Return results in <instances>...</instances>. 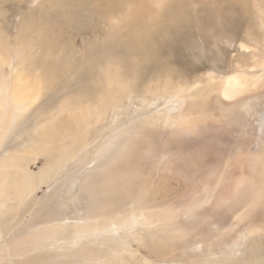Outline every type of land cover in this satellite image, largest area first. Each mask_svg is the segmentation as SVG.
<instances>
[{"label": "rangeland", "instance_id": "obj_1", "mask_svg": "<svg viewBox=\"0 0 264 264\" xmlns=\"http://www.w3.org/2000/svg\"><path fill=\"white\" fill-rule=\"evenodd\" d=\"M0 35L8 67L22 50L41 80L34 101L2 100L0 129L17 117L0 138V264L70 253L78 236L67 227L36 249L37 224L67 214L74 228L82 212L71 214L68 195L112 160L144 170L152 201L137 202L140 214L193 182L236 177L256 183L240 210L257 208V223L236 212L187 231L180 218L164 231L124 224L85 239L78 264H264V0H0ZM231 75L246 89L227 99ZM63 153L48 182L15 199L23 168L37 173Z\"/></svg>", "mask_w": 264, "mask_h": 264}, {"label": "bare ground", "instance_id": "obj_2", "mask_svg": "<svg viewBox=\"0 0 264 264\" xmlns=\"http://www.w3.org/2000/svg\"><path fill=\"white\" fill-rule=\"evenodd\" d=\"M2 43L3 41L0 40V67L1 69L7 68V70L5 73H0V107L2 108L0 110V115L5 117L6 112L2 100L13 101L17 105L25 103L26 100L31 102L34 101L37 96L35 92L39 90L37 84L41 80L38 79L39 74H36L33 77L27 75V71H29L28 67L23 65V59L20 57L23 54L22 50L18 51L21 55H19V53L15 54V59L13 60L14 64L8 67L10 64L7 63L8 58H5L6 54ZM16 66L18 70L16 69ZM245 86L246 83L244 78L238 75H231L228 77L226 84H223L220 95L222 94L227 99L238 98L239 95L243 93L244 89H246ZM220 98L221 96L219 99ZM111 100L112 98L108 99V101L113 102ZM254 105L255 104L252 102L247 104L250 109L254 107ZM18 111L20 112V109H18ZM16 117L17 116L13 114L10 124L5 129H0V138L3 137L4 130L5 134L10 131ZM66 154L67 153H63L59 157H56V159L50 161L48 165L41 168L37 173L32 172L28 167L23 168L20 172L21 183L12 182V184H10L12 190L14 188L16 189L17 194L15 193V199L18 195H21L20 193H23L24 196H28L33 191V187L36 184L41 185L44 182H48L54 174H56L60 165H62L67 156ZM127 157L129 158V156ZM132 164L133 163H131L130 166ZM121 165L123 166V164H119L115 160H112L109 164L99 163L95 167V172L86 176L83 174L85 177H81L80 192L70 194L67 198L71 203V205H69L72 207L71 214L75 215V212H82L79 217L80 222L75 223L74 228H70V219H73V217L63 213L62 214L65 215V218H54L55 220L49 218L50 220H47L46 222L42 221V223L37 224L35 229L36 233L34 232L35 241L37 243L36 249H41V247H37L42 245L41 243H44V245L46 243L48 244L47 246L54 244L57 241V234H60V231L66 227L69 228V232L71 229V233L76 237L78 236L74 240L78 243L70 253L64 255L56 254L57 257H37V264H78L83 256L84 258L87 257V254H84L85 252L82 249V246L85 245L83 243L85 239V241L88 242L95 239H105L101 236H104L106 231L108 233L109 228L113 230L114 233L116 227L124 224L150 228L154 227L155 224H163L165 227L161 228V230L164 231L166 230V227L177 222L180 218L178 230L187 231L189 228L195 227L199 224L201 227L206 226L210 223L211 219L218 222H221V220L226 221L232 213L234 214L236 212V220L238 223L245 222L243 217H250L252 222L257 223L255 220L257 216L254 214L257 208L252 206L248 209L240 210V208L249 201L252 195H258L255 192L256 183L254 182L255 184H251L236 177L229 179L228 182H220L216 179L207 181L200 180L199 183L196 182V184H199L198 187L192 185L195 183L193 182L191 184L193 187L189 185L188 189L184 188L185 190L182 192L181 198H179V194V199L176 201H164L154 206L147 205L146 213L140 214L137 212L135 205L137 202H144V198L147 202L152 201L149 198L152 186L139 185L138 179L141 178L140 176L144 170L141 168L133 169L132 173H129L131 170L129 171L128 169V172L127 168L121 167ZM125 171H127V173H125ZM70 177L71 183L69 186L71 188L74 179L79 178L80 176L75 175L72 179L71 174ZM211 203V208L206 207L207 204ZM154 207L158 208L154 209ZM205 207L207 208L206 210ZM52 208L53 212L54 207ZM48 210L45 211L47 212L46 214H48ZM50 211L51 210H49V212ZM255 213H257V211ZM39 217H41V215ZM56 217H58L57 214ZM237 222L235 223L238 224ZM47 223H56L57 226L54 224V227L50 229L51 225H48ZM43 224H45V226H43ZM62 235L64 234L62 233ZM44 245H42V247Z\"/></svg>", "mask_w": 264, "mask_h": 264}]
</instances>
